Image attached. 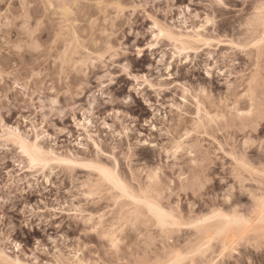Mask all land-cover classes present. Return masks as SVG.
<instances>
[{
    "label": "rangeland",
    "instance_id": "obj_1",
    "mask_svg": "<svg viewBox=\"0 0 264 264\" xmlns=\"http://www.w3.org/2000/svg\"><path fill=\"white\" fill-rule=\"evenodd\" d=\"M46 2L56 3L57 10H46ZM103 2L105 7L99 8L95 0H0V73L5 74V80L9 72L27 80L36 72L45 96L50 97L51 89H57L61 104L49 115L47 127L42 128L40 145L58 157L75 160L74 164L70 160V163L51 161L38 173L20 168L24 158L17 159L18 150L4 151L8 145L4 137L11 135L8 127H18L22 134L32 129L31 135L35 137L36 129L32 125L36 112L32 106L33 100L39 104L41 97L35 94L38 86L35 82L28 89L31 95L15 90L7 93V83L0 85L11 99L10 104L7 98L0 99V116L6 125L0 127V185H11L18 190V194L8 191L3 196L6 203H0V215L8 209L7 224L0 220V232L10 233L12 244L21 246L17 252L14 246L0 244L3 254L0 264L8 259H19L24 264L33 255L37 261L60 259L65 264H79L74 255L76 251L80 252V260L92 264L104 260L106 243L91 233L86 219H95L103 229H113L115 225L114 234L122 240V253L133 260H163L169 258L171 248L198 242L200 234L191 228L175 229L167 243L158 237H149L150 243L140 239L146 231L134 232L130 226L120 223L122 219H129L133 209L140 205L110 195L100 174L77 167L79 161L111 168L137 199L150 185L168 188V193H162L158 199L167 205L165 210L177 205L184 220L189 222L213 211L228 214L237 207L251 213L255 207L253 194L257 198L260 195L261 177L237 163L245 161L256 170L264 165L261 150L264 122L260 115V101L264 96V46L259 43L264 39V27L256 11L260 0H226L228 6L223 8L216 0H143L144 4L151 5V11L144 9V12L164 17L161 22L174 37L162 38L156 42L158 47L152 49L146 47L152 34L147 33L151 24L144 12L125 21L116 17V10L106 6L112 0ZM121 2L127 7L140 0ZM62 4L69 8L72 22L65 24L67 30L58 38L63 15L58 9ZM252 17L257 19L252 21ZM125 26L129 33H141L139 39L131 35L124 37ZM114 28L117 33L114 47L125 50L114 60L106 59L117 65L126 59L138 75L148 77L152 87L145 85L141 95L134 96L129 105L104 103L106 98L123 99L134 84L117 77L118 83L108 93L97 96L104 64L83 66L82 72L86 75L66 74L61 86V67L75 68L81 60L99 61L104 51L102 33L112 32ZM76 38L82 47L74 43ZM132 41H136V47L144 48L143 55H133L135 49H129ZM53 49H56L55 55ZM81 81L86 86L77 95L75 90ZM62 87L63 91H71V95L63 96ZM145 97L152 107L144 103ZM154 117L153 131L145 127L144 121H153ZM24 120H28L27 125ZM104 124L110 127L105 128ZM252 124L255 127H250ZM144 140L149 143L146 145ZM179 140L182 146L177 153L175 144ZM245 141H248L247 148ZM191 150L193 155L189 154ZM234 169H240L235 177ZM202 171L207 172L210 183L200 189L196 182ZM25 207L35 225L27 222L25 226L22 211ZM225 224L226 221L214 220L204 231H215ZM57 236L61 239L52 250L46 251L49 237L56 239ZM36 240L41 241L38 254ZM56 247L59 253L55 252ZM249 260L261 264L264 254L245 248L239 256L231 257L230 264H246Z\"/></svg>",
    "mask_w": 264,
    "mask_h": 264
},
{
    "label": "snow or ice",
    "instance_id": "obj_2",
    "mask_svg": "<svg viewBox=\"0 0 264 264\" xmlns=\"http://www.w3.org/2000/svg\"><path fill=\"white\" fill-rule=\"evenodd\" d=\"M96 6L99 8L105 7L103 0H95ZM216 3L220 7H227L226 0H216ZM108 8L116 10V17L125 21H129L130 18L136 15L138 12H144V9L151 11V5H146L143 3V0H140L139 3H129L127 7L121 2V0H112L111 3L106 5ZM51 8L57 10L56 3H45V9ZM63 13L60 18V32L57 33L59 38L60 34L67 30L65 24H71L69 8L65 5H61L58 9ZM256 11L258 13V20L262 27H264V0H260L257 5ZM181 14L184 13V9H180ZM191 9H189V13ZM121 13H125L121 17ZM147 20L150 21L151 26L147 28V33H151V41L146 44V47L149 49L158 47V42L162 38L173 39L171 31L167 28L165 23H162L164 17L158 18L155 14L148 15L147 12H144ZM257 17H252L250 20L254 21ZM107 24V21H105ZM211 23V21H209ZM128 26H125L124 37L134 36L139 39L141 33L131 32L127 30ZM147 33L145 35H147ZM104 40L102 41L104 51L100 56L99 61L96 59H89L87 61L81 60L75 68L70 67H61L60 69V83L61 86L64 85V76L66 74H73L79 72L81 75H86L82 72L83 66L91 64L93 66H98V64H104L103 77L98 81V90L96 95H105L109 92L110 87L118 83L117 77L126 78L129 83L134 82L133 87L128 89V94L121 100L117 101L116 99L106 98L104 103H119L122 105H129L133 102L134 96H140L142 88L146 85L147 87H152V84L149 83L147 76H141L136 73V70L130 66V64L125 59L121 61L119 65L110 64L106 59L111 57L113 60L118 54L123 52L125 49L123 47H114L117 40L114 38L117 35L115 28L112 32L104 31L102 33ZM55 43V41L53 42ZM77 47H82L79 44V39L76 38L74 41ZM261 46H264V39L259 41ZM120 44H124V39H120ZM236 47L235 44L232 45ZM254 47V45H253ZM134 48V56H140L144 54V48L136 47V41H132L129 45V49ZM39 50V49H37ZM53 55H55L56 49L52 50ZM84 52H87V48H84ZM110 69H115L113 73ZM7 80H5V74L0 73V85L7 83V93H11L14 90L21 93H27L31 95L32 93L28 92L29 86L35 82L38 86L35 90V94L41 97L40 103H35L33 100V109L36 112V117L33 122L32 127L36 129L35 137H32V129H28L27 134H22L18 127H8L7 131L11 135L4 137L8 141V145L5 147L4 151H17L19 156L17 159L24 158V162L19 164L20 168H27L30 171L37 172L41 168L47 167L46 157L52 155L51 153H46L44 148L40 146L41 140V131L42 128L47 127V120L49 115L54 114L61 104L59 97L57 96V89H51V96H45V93L40 90L38 74L32 72L31 76L27 79H20L17 74L14 72H9L6 74ZM84 82H79V88H77L76 94L79 95L80 89L85 88ZM7 93H4L3 89H0V99H8V103H11L10 97L7 96ZM61 94L65 97L71 95V91H63L61 88ZM27 97L25 96V99ZM71 103V101H69ZM89 103L92 101L90 99ZM144 103L152 107L151 102L145 97ZM46 106V107H45ZM155 112V109H153ZM251 111L248 112V115H251ZM31 115V111H29ZM63 115V112H61ZM109 115H112L110 113ZM243 115V113H242ZM260 115L261 120L264 122V96L261 97L260 101ZM43 118V120H41ZM153 121H144L146 128H151L155 130V123ZM25 125L28 124V120H24ZM5 120L3 116H0V127H5ZM105 128H109V124L103 125ZM250 127H255L254 124ZM46 135V133H45ZM140 136H144V132L140 133ZM144 143L147 145L149 141L144 140ZM14 146V147H13ZM248 146V141H245V148ZM153 148L156 147L155 144L152 145ZM261 150L264 151V142L261 144ZM99 152V149H97ZM175 151L178 153L181 151L180 148H176ZM190 155L194 154V150L189 152ZM264 158V157H262ZM233 159L236 160V157L233 156ZM58 163H69L68 161H57ZM15 163V161H13ZM193 164H196V160L192 161ZM240 164L241 168L255 173L261 177V192L257 198L253 194V200L255 201V207L251 213H245L239 207L231 209L228 214L223 212L213 211L211 215L205 216L201 219L195 220V222L185 221L183 213L177 210L178 206L173 205L171 210H165L167 205H164L158 197L163 193L167 194L169 189L164 187H156L155 185H150L147 189L141 192V198L137 199L134 194L131 193V188L123 181L119 180L116 177V174L111 168H102L93 163H82L77 165V167L88 168L94 172H98L103 182H105L110 190V195L118 197V200H130L133 201L136 205H140L139 208L133 209L131 217L127 220L122 219L121 225L124 227H131L132 231H146L145 236H141L140 239H144L150 243L149 237L155 238L158 237L160 241L168 242V237L172 235L173 231L177 228H191L195 229L199 234L200 238L195 244L189 243L180 248H171L169 258L154 261V262H144L133 260L131 258H126V256L121 251L122 240L117 239L115 233L116 226H113V229H103V225L95 219H86L85 224L91 229V233L100 237L102 241L106 243V251L102 255L106 258L104 260H97L96 264H230V259L232 256H239L245 248L254 249L262 254H264V165H261L259 170L252 169L247 162L237 161ZM240 169L233 170V176H237ZM157 176H159V170L157 169ZM208 174L206 171H202L197 176V187L203 189L207 183H210L208 180ZM183 180V177H181ZM134 183V182H133ZM195 191V189H193ZM8 191H12L13 194H18V190L11 185H0V203H6L3 200V196L7 194ZM230 190L228 195L231 194ZM151 197V198H149ZM8 209H4V215H0V220H3L7 224L5 215ZM24 212L25 221L32 222L35 225V221L31 219V213L28 212L27 208L22 210ZM37 220L40 217H36ZM103 216H101V221ZM214 220H223L226 221V224L223 228L217 229L215 231H204L205 227L209 222ZM41 226L42 223H41ZM56 227L59 228L60 225L57 223ZM61 237L57 236L56 239L49 237V248L46 251L52 250V246L55 245ZM0 244L7 246H14L16 251L19 252L20 244H12V239L10 238V233L0 232ZM36 253L38 254L41 250V241L36 240ZM166 251L168 249L166 248ZM55 252L59 253L60 249L55 248ZM3 254L0 253V256ZM74 255L79 260V264H92L91 261L80 260V252H74ZM211 256L212 259L209 261L208 257ZM5 264H22L21 260L15 259L11 261H6ZM24 264H65L64 261L56 259L54 261H37L35 255L31 259H28ZM246 264H253L251 260L247 261ZM261 264H264V261H261Z\"/></svg>",
    "mask_w": 264,
    "mask_h": 264
},
{
    "label": "bare ground",
    "instance_id": "obj_3",
    "mask_svg": "<svg viewBox=\"0 0 264 264\" xmlns=\"http://www.w3.org/2000/svg\"><path fill=\"white\" fill-rule=\"evenodd\" d=\"M198 36H199V35H198ZM182 37H183V36H182ZM196 37H197V36H196ZM178 39L180 40V38H178ZM178 39H177V40H178ZM182 40H183V39H182ZM224 99H225V98H224ZM227 99H228V98H227ZM225 100H226V99H225ZM212 107H213V106H212ZM235 109H236V108H235ZM238 111L240 112V110H238ZM236 113H237V112H236ZM238 114H239V113H238ZM240 115H241V114H239L238 116H240ZM215 116H217V115H215ZM235 116H236V115H235ZM220 117H221V116H220ZM240 117H241V116H240ZM216 119L218 120V117H217ZM212 121H213V120H212ZM215 122H216V121H215ZM243 122H244V121H243ZM212 123H213V122H212ZM216 124H217V123H216ZM213 125H215V123H214ZM196 126H197V125H196ZM179 128H180V127H179ZM194 128H195V127H194ZM213 128H214V127H213ZM176 129H177V128H176ZM192 130H193V129H192ZM194 131H195V130H194ZM187 132H188V131H187ZM185 134H186V133H185ZM178 138H179V137H178ZM180 142H181L180 140H179V142L177 141V143L175 144V147H176V148H180V147L182 146ZM40 146H41V145H40ZM41 147H42V146H41ZM44 150H45V149H44ZM45 152H46V153H51V154L53 153V151H50V152H49V151H47V150H45ZM173 153H174V152H173ZM53 155H55L56 157L53 156ZM62 157H63V156L58 157V156H57L56 154H54V153H53L52 155H50V156H47V157H46L47 165H50V162H51V161H56V160H57V161H69V160H70V161L73 162V163H71V164H74V161H75V160H72V159H70V158H67V159H66L65 157H64V158H62ZM70 161H69V163H70ZM81 161H82V160H81ZM76 162H78V159H76ZM76 162H75V164H76ZM79 162H80V161H79ZM79 162H78V164H82V162H85V161H82V162H80V163H79ZM100 167H102V168H106V167H103V166H100ZM113 172H114V171H113ZM115 174H116V173H115ZM116 177H117L119 180H121V178L119 177V175L116 174ZM121 181H122V180H121ZM4 257H5V256H4ZM4 261H6V260H4ZM8 261H10V260L8 259Z\"/></svg>",
    "mask_w": 264,
    "mask_h": 264
}]
</instances>
